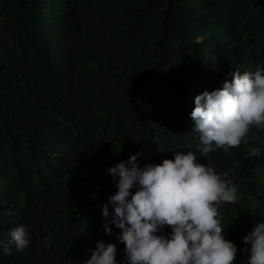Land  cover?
<instances>
[{
    "label": "trees",
    "instance_id": "16d2710c",
    "mask_svg": "<svg viewBox=\"0 0 264 264\" xmlns=\"http://www.w3.org/2000/svg\"><path fill=\"white\" fill-rule=\"evenodd\" d=\"M257 65L264 0H0V238L30 233L0 264H85L98 240L120 261L124 245L101 227L116 191L106 169L188 150L237 186L218 212L233 264H247L242 237L264 219V151L249 149H264V128L201 154L189 113L196 95Z\"/></svg>",
    "mask_w": 264,
    "mask_h": 264
},
{
    "label": "clouds",
    "instance_id": "9594fccd",
    "mask_svg": "<svg viewBox=\"0 0 264 264\" xmlns=\"http://www.w3.org/2000/svg\"><path fill=\"white\" fill-rule=\"evenodd\" d=\"M227 76L230 80L220 88L204 90L193 99L189 117L201 154L248 144L250 129L264 128V67L235 69ZM262 151L250 147L249 155L260 156ZM137 155L106 169L116 191L99 206L101 227L124 245V257L117 261L116 244L98 240L85 264H233L237 247L225 239L218 208L240 198L237 186L210 163L198 162L192 150L143 166H138ZM166 227L167 235L162 234ZM8 237L0 238L5 255L13 245L17 251L29 246L30 233L23 224ZM242 242L246 247L240 252L247 254V264H264V219Z\"/></svg>",
    "mask_w": 264,
    "mask_h": 264
},
{
    "label": "rangeland",
    "instance_id": "374dc122",
    "mask_svg": "<svg viewBox=\"0 0 264 264\" xmlns=\"http://www.w3.org/2000/svg\"><path fill=\"white\" fill-rule=\"evenodd\" d=\"M208 60L210 61V64L212 65V67H214L216 70H218L215 61L213 60V58L209 57Z\"/></svg>",
    "mask_w": 264,
    "mask_h": 264
}]
</instances>
